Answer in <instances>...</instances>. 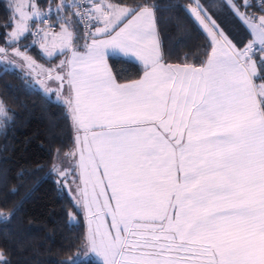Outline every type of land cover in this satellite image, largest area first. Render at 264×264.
I'll list each match as a JSON object with an SVG mask.
<instances>
[{"label": "snow or ice", "instance_id": "1", "mask_svg": "<svg viewBox=\"0 0 264 264\" xmlns=\"http://www.w3.org/2000/svg\"><path fill=\"white\" fill-rule=\"evenodd\" d=\"M62 7L66 14L51 24L53 16L35 0H17L0 25L12 53L0 47V55L32 67L28 46L20 47L31 37L45 58L64 57L43 70L53 91L63 90L74 127L84 133L76 140L78 155L64 153L74 165H52L53 182L66 186L74 177L72 191L82 198L74 203L96 218L81 248L100 257L99 264H264V47L254 59L255 46H264V14L251 11V0H225L222 7L252 37L240 39L201 0L184 6L210 40V53L196 68L164 62L158 6L148 0L131 8L107 0H86L80 11ZM117 56L142 62V77L117 83L108 64ZM10 121L0 101V125ZM17 210H0V217ZM122 233L140 238L129 241ZM3 257L0 250V264H11Z\"/></svg>", "mask_w": 264, "mask_h": 264}, {"label": "trees", "instance_id": "2", "mask_svg": "<svg viewBox=\"0 0 264 264\" xmlns=\"http://www.w3.org/2000/svg\"><path fill=\"white\" fill-rule=\"evenodd\" d=\"M109 1L129 7L144 3V0ZM47 2L36 0L39 8H44ZM148 2L158 6L156 29L164 62L202 66L211 50L210 40L184 11L192 0ZM201 3L225 31L240 39L249 38L229 9L222 7L225 0H201ZM13 5L14 0H0V25L7 21ZM251 11L264 14L255 6ZM4 32L0 26V44L11 47L5 44ZM23 45L28 46V52L38 54L37 47L31 46V37L20 47ZM108 62L120 82L138 78L143 71L138 63L127 58L109 57ZM0 101L11 117L6 128L0 125V210L10 213L18 209L10 219L0 217L3 258L11 264H64L78 253L77 264H99L88 250L81 248L87 234L86 217L70 194L53 182L56 175L52 165L75 148L74 124L67 107L33 87L21 70L1 65ZM13 188L18 191L13 193Z\"/></svg>", "mask_w": 264, "mask_h": 264}, {"label": "rangeland", "instance_id": "3", "mask_svg": "<svg viewBox=\"0 0 264 264\" xmlns=\"http://www.w3.org/2000/svg\"><path fill=\"white\" fill-rule=\"evenodd\" d=\"M62 1H63V3H67V4L69 3V0H62ZM15 2H16V0H14V4H15ZM26 2H27V0H26ZM35 2H36V0H35ZM57 5L58 4H55L52 7V9L54 10L57 7ZM57 15L59 17H62L64 14L60 11L58 14L53 15L52 20L57 19ZM56 31H59V29L57 28ZM248 39H252V37L249 36ZM81 43H83V42L81 41ZM0 47H5L9 53H12V47H8V46L1 45V44H0ZM261 47H264V46H261V45L257 44L255 46V48H254V50L257 52V54H255V52H254V59L255 60H257V58H260L259 48H261ZM21 49L23 50V48H21ZM37 50H38V54L39 55L38 54H32L31 52L27 53V55L32 57L33 60L35 61V64L32 67H29L27 64H23L22 65V62H21L20 58L13 59L11 56L5 57L3 55H0V65L4 66L6 68H15V69L21 70L24 75L29 77L30 84L33 87L40 89L44 94H46L47 96L51 97L56 102H62L58 92L53 91V89L55 88V85L52 83V81H50V80H48L46 78L45 72L43 70V69H46V68L50 67L51 65L57 63L58 59H62V56L57 58V59L45 58V56L41 55V50L38 47H37ZM40 55H41V57H40ZM256 55L258 57H256ZM257 70L258 71L260 70L258 65H257ZM61 159L62 158L57 159L58 162H56V164L59 165V167L61 169H67L70 166L74 165V162H73L74 160L73 159H68V162H66L64 165L62 164ZM76 175L77 176L79 175L78 169L76 171ZM73 179H74V177L70 176L69 183L66 186H63V185L60 184V186L63 187L70 194L72 200L75 201L76 199L81 198V197H80L78 191H72V190L76 189V187H77V184L72 182ZM103 179L106 180V178H103ZM103 187H104V185H103ZM88 188H89L90 196L94 195L93 191H92V186L89 185ZM99 191H100V188L97 187L96 188V193H98ZM105 192L110 194L111 189L110 188H105ZM100 197H101V200L103 201L104 197L103 196H100ZM111 203L114 205L115 202L111 201ZM77 208L80 211H82L84 216L87 218L88 213L86 212V210L84 211L83 208H80L78 206H77ZM104 218L106 220V223L110 225L111 217L110 216H106ZM71 219L75 221V217H74L73 214L71 215ZM126 234H129V233H126ZM131 236H132V234H131ZM145 236H147V233H145ZM134 239H135V237H130L129 241H133ZM136 239H139V238H136ZM89 256L95 258L92 255H89ZM77 257H80V255L78 253H76L75 256L71 258V260L72 259H76Z\"/></svg>", "mask_w": 264, "mask_h": 264}, {"label": "crops", "instance_id": "4", "mask_svg": "<svg viewBox=\"0 0 264 264\" xmlns=\"http://www.w3.org/2000/svg\"><path fill=\"white\" fill-rule=\"evenodd\" d=\"M16 2H17V0H16ZM16 2H15V3H16ZM107 2H111V1L107 0ZM111 3H114V2H111ZM55 4H58V5L61 6L60 11L65 15V14H66V10L62 7V5L64 4L62 0H56L54 3H52V4L50 5V7H48L47 11L50 12V14L53 16V9H52V7H53ZM68 4H70V1H69ZM115 4H116V3H115ZM124 6H125V7H129V6H126V5H124ZM129 8H131V7H129ZM39 9L42 11L43 8H39ZM67 14L70 16V18H71L72 20H75L74 17H71V13H70V12H67ZM38 19H39V18H38ZM40 26H41V25H40ZM41 27H42V26H41ZM156 31H157V29H156ZM204 33H205V32H204ZM205 34H206V33H205ZM207 37H208V36H207ZM208 38H209V37H208ZM158 40H159V36H158ZM82 42H83V41H82ZM159 42H160V41H159ZM117 57H122V58L130 59V60H132V61L138 63V64L142 67V69L144 70L143 63L140 62L138 59H135V58H132V57H124V56H117ZM63 58H64V57L62 56V59H63ZM108 64H109V62H108ZM180 66H184V65H180ZM193 67H194V66H193ZM200 67H201V66L196 67V68H200ZM142 75H143V71H142L141 75H140L138 78H135V79H132V80H128V81H122V82H120V81H118V80L116 79V81H117V83H119V84H126V83H130V82H133V81L139 80V79L142 77ZM58 94H59V96H60V98H61V101H62V102H59V103L65 105V102H64V96H63V90L58 91ZM45 95H46V94H45ZM65 106H66V105H65ZM66 107H67V106H66ZM67 109H68V111H69V113H70V115H71V117H72V112H71V110H70L68 107H67ZM72 119H73V118H72ZM73 124H74V120H73ZM74 130H75V148H74V150H75V152H76L77 155H78V153H79V151H80V145L76 142V140H77V137H79L80 140H83V135H84V133H83V131L77 132L76 129H75V127H74ZM61 158H62V159H61V162H62L63 165H64L66 162H68V159H66L65 157H61ZM57 162H58V161H57ZM63 162H64V163H63ZM73 162H74V161H73ZM77 162H78V161H77ZM78 172H79V169H78ZM90 185H91V184H90ZM91 186H92V185H91ZM98 187H99V188H102V187H103V184L99 185ZM93 194L95 195V193H93ZM97 198H98V200L102 203L101 197L98 196ZM92 207H93V209L95 210V208L97 207V205H96V204H93ZM84 211H85V209H84ZM86 212L88 213L87 218H86L87 231H89V229H90L91 227H95V223H96L97 221H96V218H95L91 213H89L88 211H86ZM93 217H94V218H93ZM104 219H105V218H104ZM90 221H91V223H90ZM105 222H106V220H105ZM122 235H124L128 240H129L130 237H133V235L131 236V233H129V234L122 233ZM136 238H140V237H135V239H136ZM159 243H160L161 245H166V244L168 243V241H166V240L163 238V234H161V240L159 241ZM88 254L94 256L97 260H100V257H98V256H96L95 254L91 253L90 250H88ZM165 255L175 256L176 254H175V253H165Z\"/></svg>", "mask_w": 264, "mask_h": 264}, {"label": "built area", "instance_id": "5", "mask_svg": "<svg viewBox=\"0 0 264 264\" xmlns=\"http://www.w3.org/2000/svg\"><path fill=\"white\" fill-rule=\"evenodd\" d=\"M69 1H70V4H75V5H77V7L73 8L72 11H80L81 9H80L78 6H79V5H82V4H84V3L86 2V0H69ZM52 3H53V0H48L46 6L42 9V12H43V13H48L49 15H51L50 12L47 11V9H48V7H50V5H51ZM251 3H252L255 7H257V8L260 9V6H261V4H262V0H251ZM39 19H40V18H39ZM45 19H47V17H45ZM74 19H75V17H74ZM47 23L54 24V23H56V19H54V20L49 19V20H47ZM41 26H42V27H45V24L42 22V23H41Z\"/></svg>", "mask_w": 264, "mask_h": 264}]
</instances>
